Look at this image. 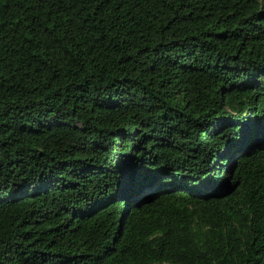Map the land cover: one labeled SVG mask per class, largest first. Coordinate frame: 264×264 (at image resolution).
<instances>
[{
    "label": "trees",
    "instance_id": "trees-1",
    "mask_svg": "<svg viewBox=\"0 0 264 264\" xmlns=\"http://www.w3.org/2000/svg\"><path fill=\"white\" fill-rule=\"evenodd\" d=\"M0 264H264V0H0Z\"/></svg>",
    "mask_w": 264,
    "mask_h": 264
}]
</instances>
